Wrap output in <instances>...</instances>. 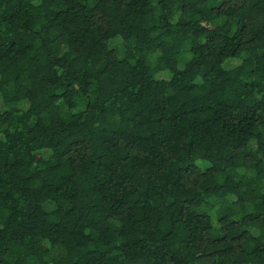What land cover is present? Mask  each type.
<instances>
[{
    "label": "trees",
    "instance_id": "1",
    "mask_svg": "<svg viewBox=\"0 0 264 264\" xmlns=\"http://www.w3.org/2000/svg\"><path fill=\"white\" fill-rule=\"evenodd\" d=\"M0 264H264V0H0Z\"/></svg>",
    "mask_w": 264,
    "mask_h": 264
}]
</instances>
